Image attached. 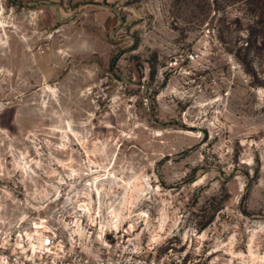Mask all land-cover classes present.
<instances>
[{
    "label": "rangeland",
    "instance_id": "374dc122",
    "mask_svg": "<svg viewBox=\"0 0 264 264\" xmlns=\"http://www.w3.org/2000/svg\"><path fill=\"white\" fill-rule=\"evenodd\" d=\"M263 1L0 0V245L264 264Z\"/></svg>",
    "mask_w": 264,
    "mask_h": 264
},
{
    "label": "built area",
    "instance_id": "2783aa9c",
    "mask_svg": "<svg viewBox=\"0 0 264 264\" xmlns=\"http://www.w3.org/2000/svg\"><path fill=\"white\" fill-rule=\"evenodd\" d=\"M37 229L31 235H18L10 245H0V264H199L183 250L168 251L160 259H141L136 256L141 245L132 240L102 246L91 242L82 251L77 243H61L53 231Z\"/></svg>",
    "mask_w": 264,
    "mask_h": 264
},
{
    "label": "bare ground",
    "instance_id": "6f19581e",
    "mask_svg": "<svg viewBox=\"0 0 264 264\" xmlns=\"http://www.w3.org/2000/svg\"><path fill=\"white\" fill-rule=\"evenodd\" d=\"M133 186V185H132ZM128 193V192H127ZM127 195V194H126ZM112 217H116L117 216V214L115 213V212H112ZM116 219H117V217H116ZM37 228V227H36ZM248 251H249V254L251 255V257L252 258H254V259H258V260H261V261H264V253L262 254V255H258V254H255L252 250H251V248H249L248 249ZM240 252V251H239ZM238 253V252H237ZM239 254V253H238ZM237 255V254H236ZM240 255V254H239Z\"/></svg>",
    "mask_w": 264,
    "mask_h": 264
},
{
    "label": "trees",
    "instance_id": "16d2710c",
    "mask_svg": "<svg viewBox=\"0 0 264 264\" xmlns=\"http://www.w3.org/2000/svg\"><path fill=\"white\" fill-rule=\"evenodd\" d=\"M263 6H264V1H263Z\"/></svg>",
    "mask_w": 264,
    "mask_h": 264
}]
</instances>
